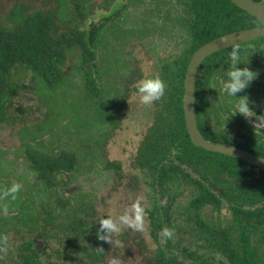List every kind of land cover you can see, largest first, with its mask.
I'll use <instances>...</instances> for the list:
<instances>
[{
    "label": "rangeland",
    "instance_id": "rangeland-1",
    "mask_svg": "<svg viewBox=\"0 0 264 264\" xmlns=\"http://www.w3.org/2000/svg\"><path fill=\"white\" fill-rule=\"evenodd\" d=\"M60 1L0 0L1 22L5 27L12 25L8 17L18 4L25 13L54 10L57 14L62 8ZM116 1L92 0L84 20L77 16L75 23L81 30L88 25L98 26L106 22L95 46L98 70H94V75L99 93L85 83L86 75L79 66L84 61L83 50L75 47L67 53L63 82L49 87L38 77L34 82L36 90L23 91L16 100L30 108L27 125L18 120L0 122V264H23L19 254L23 253L22 245L27 240L34 241V247L43 249L41 254L46 263L93 262L85 250L89 235L71 230L66 223L77 203L91 204L93 219L99 226L102 218L112 217L119 222L118 217L125 211L131 215V206L138 203L143 209V227L121 226L120 231L107 233L111 246L101 261L102 264H153L148 254L156 249L162 238L161 230H155L156 238L152 233L150 209L155 197H159L160 205H168L172 195L176 197L169 211L174 222L171 237L196 249V258L193 261L187 259L186 263L204 264L208 259V264H231L222 251L211 253L198 246L205 243L200 227L187 215L195 188L183 181L177 186L171 185L168 193L166 190L160 194V190L158 192L148 184L150 170L136 163L139 147L165 103L164 96L168 94L170 81L178 77L184 62L192 57L188 48L193 18L184 12V0H124L127 6L119 10L117 17H111L112 9L119 8L121 4ZM66 3L69 15L76 17V2L66 0ZM67 20L57 16L58 32L70 28ZM262 37L235 46L241 50L245 44L260 43ZM232 47L226 48L227 51ZM246 61L258 62L247 65L258 73L253 80L257 82L255 91L246 88L241 94L249 98V112L246 115L237 112L238 104L246 97L227 94L223 88L225 73H218L210 83V97L216 108H219L221 99L223 103L225 101L245 126L253 123L264 129V117H260L264 115V49L255 48L247 54ZM157 76L164 82V94L150 105L140 103L135 82L143 77ZM14 78L30 82L33 72L17 69ZM226 118L218 116L217 120L227 130L240 126L235 119ZM43 119L49 124L41 125L38 132L29 131L35 124L39 127ZM91 140L99 142H89ZM26 144L49 154L73 151L77 157L76 167L72 171L63 170L59 179H53L54 184L39 180L31 167ZM112 162L118 166L109 165ZM187 169L191 172V168ZM254 178H259L257 168ZM14 184L29 191L32 212H40L42 216L55 208L60 210L53 225L47 226L42 219L27 221L18 212L8 214V209L4 208H8L7 197ZM66 198L69 202L64 207L60 206ZM201 215L205 221L222 226L230 225L234 219L227 204L220 211L206 205L201 209ZM88 225L81 228L86 229ZM258 238L262 254L264 228L257 232L253 242Z\"/></svg>",
    "mask_w": 264,
    "mask_h": 264
},
{
    "label": "trees",
    "instance_id": "trees-1",
    "mask_svg": "<svg viewBox=\"0 0 264 264\" xmlns=\"http://www.w3.org/2000/svg\"><path fill=\"white\" fill-rule=\"evenodd\" d=\"M74 1L75 11L78 12L76 17L69 15L70 9L66 0L60 1L62 8L57 14L54 10L25 13L21 4H18L8 17L12 24L9 27H5L1 22L0 13V122L18 120L27 125V113L30 108L16 100L22 96L23 91L36 90L34 82L38 77L49 87H56L63 82L66 78L64 65L67 53L75 47L83 50L84 61H81L79 66L86 75L85 83L91 90L99 93L94 75V70H98L95 46L100 41L99 33L106 22L98 26L88 25L87 28L78 30L80 28L75 24L77 16L84 20L92 0ZM116 2L126 4L124 0ZM185 4L187 5L185 9H188L187 2ZM189 4L196 11L194 15H189L193 18L189 32L192 38L188 48L190 56L201 45L222 34L261 25L254 15L237 6L232 0H191ZM56 15L68 19L70 26L68 30L58 32ZM254 43L245 44L248 47L243 46L240 53L245 49L249 52L255 48L264 49L263 37L260 43ZM227 50L207 56L199 66L202 68V74L197 76L195 81V108L199 128L209 141L235 144L264 156L261 133L257 134L250 128L251 134H240L244 137L241 140L228 134L227 130L219 128L218 125L212 124L214 118L209 113L213 107L209 91L211 73L227 67L230 52ZM188 63L187 59L183 71L174 81H170L168 94L164 96L165 103L139 147L136 163L150 170L148 184L158 192L160 190V194L166 190L168 193L171 185L177 186L183 181L195 188L187 215L200 227L205 243L198 246L210 250L211 253L222 251L231 264H264V251L260 253L261 240L258 238L253 242L257 232L264 228V169H259V178H254L256 167L251 163L231 155L207 150L192 142L183 109L184 77ZM17 69L31 70L32 80L27 82L14 78ZM39 124V127L35 124L31 129L29 126L27 130L38 132L42 129L41 125L49 124V121L43 119ZM93 141L99 142L98 140L89 142ZM26 151L36 176L49 184H54L53 179H59L63 170L72 171L77 164V157L73 151L49 154L38 151L31 144H26ZM109 165L118 166L115 162ZM187 167L191 168V172ZM195 174L197 176H194ZM63 181L67 185L66 180ZM19 188L20 191H11L7 197L8 208L6 206L4 209H8V214L18 212L27 221L32 219L35 222L42 219L47 226L53 225L55 216L58 218L56 213L60 210L55 208L42 216L40 212H32L29 207V191L22 186ZM175 197L176 195H172L168 205H160L159 197H155L153 201L150 225L155 238L156 229L162 230L167 227L172 230L174 226L169 211ZM68 202L69 199L66 198V201L59 205L64 207ZM225 204L232 211L234 218L230 225L222 226L202 218L201 209L204 206L211 205L220 211ZM92 211L91 204L88 206L77 203L72 207L66 223L71 230L89 235L88 246L85 248L89 259L93 261L89 264H102L101 260L111 243L98 238L102 233L99 230L100 226L93 219ZM84 224H89L86 229L81 228ZM171 236L161 237L163 242H159L156 249L148 254L149 260L153 264H187V259L193 261L197 256L196 249L183 245L180 239L173 240ZM34 245L35 242L32 240H27L22 245L24 251L19 255L23 264H56L46 263V258L41 254L43 249ZM208 263L209 260L205 259L204 264Z\"/></svg>",
    "mask_w": 264,
    "mask_h": 264
},
{
    "label": "water",
    "instance_id": "water-1",
    "mask_svg": "<svg viewBox=\"0 0 264 264\" xmlns=\"http://www.w3.org/2000/svg\"><path fill=\"white\" fill-rule=\"evenodd\" d=\"M237 6L254 15L261 22L259 27L231 31L207 41L197 48L188 63L184 77L183 109L186 126L192 142L207 150L220 152L245 160L264 169V156L240 146L207 140L200 131L195 112V77L200 63L209 55L228 47L264 36V3L253 0H232Z\"/></svg>",
    "mask_w": 264,
    "mask_h": 264
},
{
    "label": "clouds",
    "instance_id": "clouds-1",
    "mask_svg": "<svg viewBox=\"0 0 264 264\" xmlns=\"http://www.w3.org/2000/svg\"><path fill=\"white\" fill-rule=\"evenodd\" d=\"M243 63L240 54V49L238 46H233L231 51L228 53V67L225 70L226 79L223 81V88L226 90L227 94L233 97H238L237 93L246 89L250 83L257 77L258 73L253 71L251 68L245 64L243 67H238ZM135 88L139 94V102L145 105H150L154 101L159 100V98L164 94L165 85L164 82L157 77H143L135 82ZM242 99L238 104V111L242 114H247L250 110L248 103V96H239ZM264 117V115L260 116ZM20 187L19 184H14L10 191L15 192ZM132 214L130 215L127 211L118 217V221L114 220L112 217H105L100 220V232L102 233L98 238L108 241L107 233L118 232L121 226H132L137 229L143 227L142 212L143 209L138 203H134L132 206ZM161 237H170L172 235V230L165 227L161 230ZM163 242V239L162 241Z\"/></svg>",
    "mask_w": 264,
    "mask_h": 264
},
{
    "label": "flooded vegetation",
    "instance_id": "flooded-vegetation-1",
    "mask_svg": "<svg viewBox=\"0 0 264 264\" xmlns=\"http://www.w3.org/2000/svg\"><path fill=\"white\" fill-rule=\"evenodd\" d=\"M118 1V0H117ZM191 0H184V12L187 14V15H194L195 13H196V11L194 10V9H192L191 8V5L189 4V2H190ZM253 1H257V2H263L264 3V0H253ZM185 2H187V4H188V9H185V7L187 6L186 4H185ZM115 5V4H114ZM113 5V6H114ZM127 5L125 4V2H122V5L120 4V7L119 8H117V9H112V13H113V15L112 16H115V17H117L119 14V10L121 9V8H125ZM183 13V12H182ZM260 21V20H259ZM262 25V24H261ZM261 25H257V26H254V27H259V26H261ZM122 28H121V26H120V30H121ZM252 48V47H251ZM248 50H249V48H248ZM249 53V51H247V49H245V51H243V52H241L240 54H241V57H242V61H243V63H245V64H247L248 65V63L249 62H251V63H255V62H257V61H246V56H247V54ZM227 60V59H226ZM202 63V62H201ZM200 63V64H201ZM243 63H241L240 65H238V67H243V66H245V64H243ZM258 63V62H257ZM256 63V64H257ZM200 66V65H199ZM227 67H228V63H227ZM227 67H225V68H222V70H216V71H214L213 73H211V83H212V81H213V79L215 78V76L218 74V73H220V74H222V73H225V70H226V68ZM201 74H202V68H198V70H197V73H196V77H195V81H196V78H197V76H201ZM264 76V75H263ZM257 84V82H254V81H252L251 83H250V85L247 87V90H250V88H252L254 91H255V89H254V86ZM210 86V85H209ZM209 91H210V87H209ZM245 92V89L243 90V91H241V92H239V93H237V96L239 97V96H241V94H243ZM210 96H211V94H210ZM210 100H211V102L213 103V107L210 109V114H211V116L214 118V120L212 121V124L213 125H218V127L219 128H222V129H225V130H227L225 127H223L222 126V124L220 123V121L219 120H217V117L218 116H224V117H227L226 118V120H230V119H235V121L240 125L238 128H235V129H232V130H227V132H228V134H230V135H232V136H235L236 137V139H241V140H243L244 139V137H242L240 134H243V135H249V134H251V131H250V128L251 129H253L257 134H262V138H261V141H263L264 142V129H261V128H259V127H256L253 123H249V125H247V126H245L243 123H242V121H241V119H239L238 118V115L236 114V112L234 113L233 112V110H232V107H229V105L224 101V103H223V101H222V99L219 101V108H216V106H215V103H214V100H212L211 99V97H210ZM195 107H196V101H195ZM195 112H196V108H195ZM196 117H197V113H196ZM197 122H198V120H197ZM244 125V126H243ZM201 131V130H200ZM253 134V133H252ZM228 144H231V143H228ZM232 145H235V144H232ZM236 146H238V145H236ZM241 147V146H240ZM242 148H244V147H242ZM244 149H246V148H244ZM247 150H249V149H247ZM249 151H251V150H249ZM251 152H253V151H251ZM255 153V152H254ZM258 154V153H257ZM260 155V154H259ZM261 156H263V155H261ZM256 167V166H255ZM257 169H258V177L260 176V172H259V169H261V168H258V167H256Z\"/></svg>",
    "mask_w": 264,
    "mask_h": 264
}]
</instances>
